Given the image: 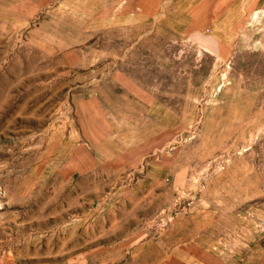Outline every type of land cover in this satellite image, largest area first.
Returning a JSON list of instances; mask_svg holds the SVG:
<instances>
[{
	"label": "rangeland",
	"instance_id": "374dc122",
	"mask_svg": "<svg viewBox=\"0 0 264 264\" xmlns=\"http://www.w3.org/2000/svg\"><path fill=\"white\" fill-rule=\"evenodd\" d=\"M0 264H264V0H0Z\"/></svg>",
	"mask_w": 264,
	"mask_h": 264
}]
</instances>
